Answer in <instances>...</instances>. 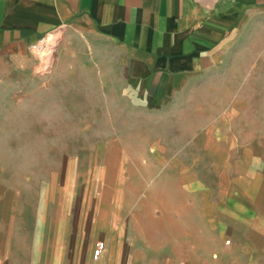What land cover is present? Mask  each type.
Wrapping results in <instances>:
<instances>
[{
    "label": "crops",
    "instance_id": "crops-1",
    "mask_svg": "<svg viewBox=\"0 0 264 264\" xmlns=\"http://www.w3.org/2000/svg\"><path fill=\"white\" fill-rule=\"evenodd\" d=\"M261 13L264 0H0V80L28 65L41 38L64 29L82 46L107 52L139 109L164 113L210 80ZM49 40L51 58L57 38ZM226 115L214 123L196 117L194 136L170 152L171 167L156 171L162 181L154 206L127 204L136 190L130 181L124 208L116 214L111 206L106 227L94 221L96 208L89 219L85 204L72 217L66 191L52 211L39 204L36 218L34 202L0 185V264H264V134L257 121ZM52 186L43 188L54 203ZM151 217L152 226L144 223ZM98 241L107 249L94 262Z\"/></svg>",
    "mask_w": 264,
    "mask_h": 264
},
{
    "label": "rangeland",
    "instance_id": "rangeland-1",
    "mask_svg": "<svg viewBox=\"0 0 264 264\" xmlns=\"http://www.w3.org/2000/svg\"><path fill=\"white\" fill-rule=\"evenodd\" d=\"M56 38L54 54L45 57L55 45L49 39ZM46 41L48 53L37 52ZM110 62L107 52L90 50L59 29L36 42L27 66L0 80V185L18 188L23 203L34 202L36 218L39 204L49 203L52 211L66 191L72 217L80 216L85 204V214L91 207L89 219L96 208L94 221L106 227L111 206L116 214L124 208L123 189L130 181L136 190L127 204L135 211L154 206L162 181L156 171L171 167L170 152L194 136L196 117L214 123L226 113L242 124L257 121L264 134V13L246 25L210 80L164 113L139 109ZM193 107L204 115H193ZM143 170L147 176L141 177ZM49 182L53 201L58 190L54 203L43 188ZM145 222L152 226L154 219Z\"/></svg>",
    "mask_w": 264,
    "mask_h": 264
},
{
    "label": "built area",
    "instance_id": "built-area-1",
    "mask_svg": "<svg viewBox=\"0 0 264 264\" xmlns=\"http://www.w3.org/2000/svg\"><path fill=\"white\" fill-rule=\"evenodd\" d=\"M107 249V243L105 241H98L93 249L92 258L94 262H97Z\"/></svg>",
    "mask_w": 264,
    "mask_h": 264
},
{
    "label": "bare ground",
    "instance_id": "bare-ground-1",
    "mask_svg": "<svg viewBox=\"0 0 264 264\" xmlns=\"http://www.w3.org/2000/svg\"><path fill=\"white\" fill-rule=\"evenodd\" d=\"M49 49H50V42L46 41L40 47H38L37 52L45 54V53H48Z\"/></svg>",
    "mask_w": 264,
    "mask_h": 264
}]
</instances>
